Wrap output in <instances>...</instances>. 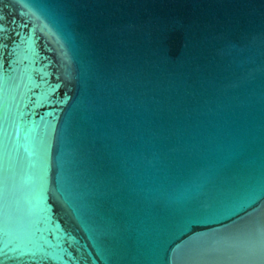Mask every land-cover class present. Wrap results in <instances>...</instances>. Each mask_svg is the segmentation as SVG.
I'll list each match as a JSON object with an SVG mask.
<instances>
[{
    "label": "water",
    "instance_id": "obj_1",
    "mask_svg": "<svg viewBox=\"0 0 264 264\" xmlns=\"http://www.w3.org/2000/svg\"><path fill=\"white\" fill-rule=\"evenodd\" d=\"M2 264H264V0H0Z\"/></svg>",
    "mask_w": 264,
    "mask_h": 264
},
{
    "label": "snow or ice",
    "instance_id": "obj_2",
    "mask_svg": "<svg viewBox=\"0 0 264 264\" xmlns=\"http://www.w3.org/2000/svg\"><path fill=\"white\" fill-rule=\"evenodd\" d=\"M0 264H2V262H0Z\"/></svg>",
    "mask_w": 264,
    "mask_h": 264
}]
</instances>
